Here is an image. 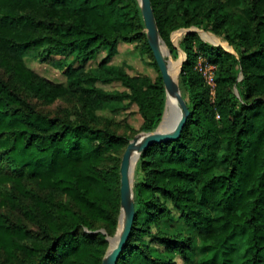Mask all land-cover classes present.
<instances>
[{
	"label": "trees",
	"instance_id": "trees-1",
	"mask_svg": "<svg viewBox=\"0 0 264 264\" xmlns=\"http://www.w3.org/2000/svg\"><path fill=\"white\" fill-rule=\"evenodd\" d=\"M150 1L171 57L185 54L178 85L189 115L178 138L135 163V216L115 264H174V252L187 260L195 235L212 252L200 264H232L234 239L239 264H264V0ZM190 26L225 47L196 31L175 47L172 33ZM120 40L142 42L158 75L112 64ZM26 55L66 83L27 67ZM199 55L215 66L213 92L195 68ZM63 98L76 105L70 114L39 106ZM165 98L138 0H0V264H101L120 212L117 154L130 137L96 111L133 103L140 130L151 131ZM174 211L192 234L161 227Z\"/></svg>",
	"mask_w": 264,
	"mask_h": 264
},
{
	"label": "rangeland",
	"instance_id": "rangeland-1",
	"mask_svg": "<svg viewBox=\"0 0 264 264\" xmlns=\"http://www.w3.org/2000/svg\"><path fill=\"white\" fill-rule=\"evenodd\" d=\"M189 31H196L204 41H208L209 43H214L221 45L222 47H225L224 45L226 42L220 35H217L210 30L198 29L193 26L180 28L174 31L171 35V41L173 45L175 47H178L179 40L182 38V36L185 33ZM164 45L166 47V50L169 51L168 59L169 60L171 59L172 61H175V63L179 64V71H178V77H179L180 64H182L183 59H185V54L181 49L178 48V56L176 59H173L170 55V50L168 49L165 43ZM142 47H143L142 42L139 41L124 42L120 40L118 42L117 52L112 57L111 63L114 65H124L126 67L127 72L131 75H147L151 78H155L158 75V72L152 63L153 59L149 56L148 53H144V52L141 53ZM103 55L104 52L97 54L94 58L90 59L85 64V67H94L96 62L99 61V59ZM24 62L27 65V67L33 69L40 76L48 78L53 82L64 83V84L66 83V78H67L66 75L60 69L56 68L53 64L47 62H41L39 59L31 55H26L24 57ZM195 68L197 69V71H199L202 74L204 82L210 88L211 92H213V84H214L213 76H214L215 66L208 63V61L202 55H199L197 57ZM178 77H177V81H178ZM97 85L109 91L113 89L119 91L123 90V87L119 81L110 82V83H102L98 81ZM124 102L127 103V101ZM39 106L51 114H63V115L70 114L76 109L75 107L76 105L74 104V102L65 98L57 99L49 105L39 104ZM96 113L98 115L111 119L112 122L111 128H113L119 134H124L129 136L130 139L135 133H137V131L140 130L142 120L137 112V106L133 103L128 104L126 107H119L116 109L97 110ZM123 150L124 149H122V151L120 150L119 154H117L118 158L122 157ZM135 168H136V164H135ZM135 168H134L133 179L135 175ZM174 213L176 219L169 221L163 220L161 222V227L165 231L171 233L183 231L184 233L192 234L190 230H187V228L184 226L182 221L177 219L178 213L176 211H174ZM102 231L104 232L103 229ZM113 235L107 236L108 248L110 244L109 240L113 237ZM194 239H195V247L194 250L189 253L187 260L182 258L181 255L176 252L171 254L174 264H200L202 259H205V257L212 256V252L202 251L196 235L194 236ZM232 246L234 248V253L232 254V258H233L232 264H239L238 263L239 257L243 252V246L241 245L239 239L232 240ZM207 263L211 264L210 262Z\"/></svg>",
	"mask_w": 264,
	"mask_h": 264
},
{
	"label": "water",
	"instance_id": "water-1",
	"mask_svg": "<svg viewBox=\"0 0 264 264\" xmlns=\"http://www.w3.org/2000/svg\"><path fill=\"white\" fill-rule=\"evenodd\" d=\"M138 3L144 22L146 39L161 74L166 92V98L161 120L156 128L151 131L140 130L135 133L128 141V144L126 145L122 154L119 179L120 212L118 215V222L120 217H122V227L118 234L116 229L115 234L111 238L114 239V241L112 244H109V248L107 249V252L103 257L101 264H115L130 235L133 219L135 216V207L133 200L134 179L130 177L132 156L134 155V153H136L138 159L141 151L146 147L151 146L155 143L178 138L180 136L182 127L189 115L187 105L180 92L178 81L173 80L168 69L169 51L167 50L166 53H164L160 48V41H162L163 43L164 41L160 37L157 30L151 1L138 0ZM170 95L176 97V106L172 116L166 118L165 113L168 105V97ZM164 122L169 126V129L167 131H158V127ZM111 239H108L110 243Z\"/></svg>",
	"mask_w": 264,
	"mask_h": 264
},
{
	"label": "bare ground",
	"instance_id": "bare-ground-1",
	"mask_svg": "<svg viewBox=\"0 0 264 264\" xmlns=\"http://www.w3.org/2000/svg\"><path fill=\"white\" fill-rule=\"evenodd\" d=\"M160 48L162 50V52L166 53V47L164 45V43L162 41H160ZM168 69L171 73V76L173 78L174 81H177V77H178V71H179V64L175 63V61H172L171 59L168 60ZM167 110L165 113L166 118H169L170 116H172L175 106H176V97L175 96H169L168 97V103H167ZM169 129V126L164 122L162 123L159 127H158V131H167ZM137 161V154L134 153V155L132 156V160H131V167H130V177L133 178V174H134V167H135V163ZM122 227V217H120L119 219V223L117 226V234L118 232L121 230ZM114 241V239H111V243L112 244Z\"/></svg>",
	"mask_w": 264,
	"mask_h": 264
}]
</instances>
